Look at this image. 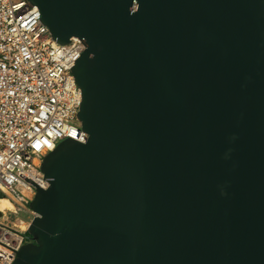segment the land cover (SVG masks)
Wrapping results in <instances>:
<instances>
[{
	"label": "water",
	"instance_id": "1",
	"mask_svg": "<svg viewBox=\"0 0 264 264\" xmlns=\"http://www.w3.org/2000/svg\"><path fill=\"white\" fill-rule=\"evenodd\" d=\"M85 142L44 158L12 264H264V0H28Z\"/></svg>",
	"mask_w": 264,
	"mask_h": 264
},
{
	"label": "built area",
	"instance_id": "2",
	"mask_svg": "<svg viewBox=\"0 0 264 264\" xmlns=\"http://www.w3.org/2000/svg\"><path fill=\"white\" fill-rule=\"evenodd\" d=\"M39 7L28 0H0V242L19 250L36 212V186L49 183L45 156L65 138L85 142L78 111L83 95L71 71L85 50L82 40L53 39ZM13 217H11V215ZM0 243V264L17 252Z\"/></svg>",
	"mask_w": 264,
	"mask_h": 264
},
{
	"label": "bare ground",
	"instance_id": "3",
	"mask_svg": "<svg viewBox=\"0 0 264 264\" xmlns=\"http://www.w3.org/2000/svg\"><path fill=\"white\" fill-rule=\"evenodd\" d=\"M0 203L4 206H11V204L6 199L1 200Z\"/></svg>",
	"mask_w": 264,
	"mask_h": 264
},
{
	"label": "rangeland",
	"instance_id": "4",
	"mask_svg": "<svg viewBox=\"0 0 264 264\" xmlns=\"http://www.w3.org/2000/svg\"><path fill=\"white\" fill-rule=\"evenodd\" d=\"M10 215H11V217H13L12 214H10Z\"/></svg>",
	"mask_w": 264,
	"mask_h": 264
},
{
	"label": "flooded vegetation",
	"instance_id": "5",
	"mask_svg": "<svg viewBox=\"0 0 264 264\" xmlns=\"http://www.w3.org/2000/svg\"><path fill=\"white\" fill-rule=\"evenodd\" d=\"M31 238V237H30Z\"/></svg>",
	"mask_w": 264,
	"mask_h": 264
}]
</instances>
